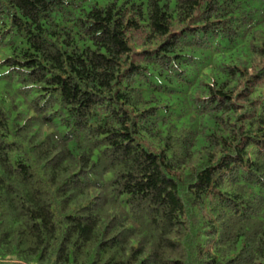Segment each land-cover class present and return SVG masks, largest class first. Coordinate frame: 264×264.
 Masks as SVG:
<instances>
[{"label": "trees", "instance_id": "1", "mask_svg": "<svg viewBox=\"0 0 264 264\" xmlns=\"http://www.w3.org/2000/svg\"><path fill=\"white\" fill-rule=\"evenodd\" d=\"M0 264H264V0H0Z\"/></svg>", "mask_w": 264, "mask_h": 264}]
</instances>
